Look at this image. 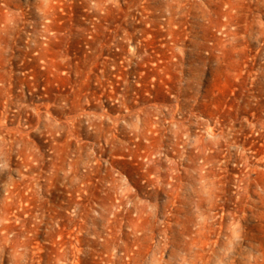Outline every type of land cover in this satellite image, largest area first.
<instances>
[{
    "label": "rangeland",
    "instance_id": "rangeland-1",
    "mask_svg": "<svg viewBox=\"0 0 264 264\" xmlns=\"http://www.w3.org/2000/svg\"><path fill=\"white\" fill-rule=\"evenodd\" d=\"M0 264H264V0H0Z\"/></svg>",
    "mask_w": 264,
    "mask_h": 264
},
{
    "label": "bare ground",
    "instance_id": "bare-ground-1",
    "mask_svg": "<svg viewBox=\"0 0 264 264\" xmlns=\"http://www.w3.org/2000/svg\"><path fill=\"white\" fill-rule=\"evenodd\" d=\"M256 33V32H255ZM257 34V33H256ZM253 37V36H252Z\"/></svg>",
    "mask_w": 264,
    "mask_h": 264
}]
</instances>
